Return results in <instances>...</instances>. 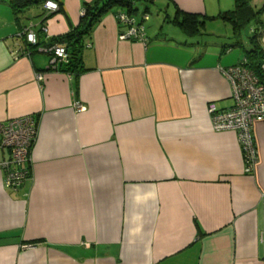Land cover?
<instances>
[{
  "label": "crops",
  "instance_id": "1",
  "mask_svg": "<svg viewBox=\"0 0 264 264\" xmlns=\"http://www.w3.org/2000/svg\"><path fill=\"white\" fill-rule=\"evenodd\" d=\"M96 1L16 16L0 0V122L38 123L20 187L5 184L10 152L0 144V264H264V120L253 126L257 162L245 173L236 134L213 130L208 112L209 103L233 105L221 69L244 52L171 21L177 10L214 17L234 0H165L179 32L148 18L145 43L119 39L125 26L113 8L81 43H64L76 66L49 69L46 49Z\"/></svg>",
  "mask_w": 264,
  "mask_h": 264
},
{
  "label": "built area",
  "instance_id": "2",
  "mask_svg": "<svg viewBox=\"0 0 264 264\" xmlns=\"http://www.w3.org/2000/svg\"><path fill=\"white\" fill-rule=\"evenodd\" d=\"M43 5L51 11L59 9V3L55 0H46ZM114 17L117 23L125 26V30L119 33L120 40L146 42L144 23L149 18L147 13L137 16L119 11ZM22 34L29 43H36V33L32 29H24ZM90 45L89 42L88 46ZM46 51L51 55L49 69L57 70L61 64L68 62V53L63 44L56 43ZM221 72L231 83L234 103L222 111L213 103L208 104L212 128L215 131L228 130L236 134L245 162L244 171L251 173L258 156L253 126L264 120V57L251 62L247 56H243L237 64L222 68ZM36 79L42 80L43 75L37 73ZM74 105L78 112L83 110L78 101ZM37 137L38 123L31 115L0 122V144L10 152L9 159L3 164L7 186L17 188L27 180L30 171L26 164L31 161L30 154Z\"/></svg>",
  "mask_w": 264,
  "mask_h": 264
},
{
  "label": "trees",
  "instance_id": "3",
  "mask_svg": "<svg viewBox=\"0 0 264 264\" xmlns=\"http://www.w3.org/2000/svg\"><path fill=\"white\" fill-rule=\"evenodd\" d=\"M46 0H8L9 6L13 10L14 14L18 16L21 12L27 8L44 4ZM58 2V0H55ZM136 0H98L94 4L89 5L85 4L83 6V14L80 18L79 24L74 29L69 32L59 36L56 41L59 44L71 43V46L74 44H79L82 42V39L89 37L93 27L99 23L101 17L110 12L113 8H118L120 11H124L131 15L137 12V7L135 6ZM59 3V2H58ZM60 8V6H59ZM59 10V9H58ZM57 10V11H58ZM119 12V11H117ZM264 13V7L255 9L251 5V0H234V7L231 10L221 12L217 16H201L196 13H188L177 10L175 16L171 19L172 23L176 24L182 32L190 37H196L203 34V27L206 19H221L227 21L232 25L233 31L235 33L236 45L239 42L240 31L242 28H245L250 25L251 22L258 19ZM148 14V13H147ZM141 16V15H140ZM261 27H264V21H259ZM118 24H122L119 23ZM123 25V24H122ZM146 31V26L144 24ZM261 32H253V36L250 37V42L253 44V48L249 50H244V56H247L251 62H255L257 59L264 57V50L259 46V39L261 37ZM65 46V45H64ZM70 46V45H69ZM69 46H65L68 53V64L75 65L78 62L76 56V51L73 49L69 51ZM79 50V49H76ZM240 61V60H239ZM235 65V64H234ZM58 69H61V65Z\"/></svg>",
  "mask_w": 264,
  "mask_h": 264
},
{
  "label": "rangeland",
  "instance_id": "4",
  "mask_svg": "<svg viewBox=\"0 0 264 264\" xmlns=\"http://www.w3.org/2000/svg\"><path fill=\"white\" fill-rule=\"evenodd\" d=\"M135 6L139 12H143L147 9V12L149 13V24L154 26L162 24L165 25L166 28L174 29L179 32L177 26H174V24L165 19V14L174 15L175 13L172 4L167 5L165 0H157L155 3L148 0H136ZM259 21H264V17L259 16L258 19L251 22L249 26L241 29L238 39L240 43L235 45V47L233 46L234 49L244 52L246 49L249 50L253 48V44L250 42V37L253 36V32L259 34L261 28ZM203 31L208 33L205 38H208L211 42L216 44L234 45L237 40V38L234 37L235 33L232 25L221 19H206ZM226 36H228L229 39Z\"/></svg>",
  "mask_w": 264,
  "mask_h": 264
}]
</instances>
